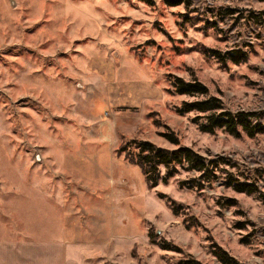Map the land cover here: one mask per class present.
Returning <instances> with one entry per match:
<instances>
[{"label":"rangeland","instance_id":"1","mask_svg":"<svg viewBox=\"0 0 264 264\" xmlns=\"http://www.w3.org/2000/svg\"><path fill=\"white\" fill-rule=\"evenodd\" d=\"M151 2L0 0V264H220L218 247L264 264V132L204 133V114L176 113L213 97L264 129V0ZM171 77L208 94L174 95ZM167 132L222 160L211 182L189 188L197 173L178 166L149 190L117 153L178 148Z\"/></svg>","mask_w":264,"mask_h":264},{"label":"trees","instance_id":"2","mask_svg":"<svg viewBox=\"0 0 264 264\" xmlns=\"http://www.w3.org/2000/svg\"><path fill=\"white\" fill-rule=\"evenodd\" d=\"M146 4H152L151 0H140ZM168 7H177L180 5L189 6V0H164ZM212 57L219 62L225 63L229 60L238 65L245 60V54L236 52L234 54L221 56L215 51H208ZM169 91L177 96L187 97H205L208 89L197 81L187 82L180 77H171L169 80ZM204 114L205 122L199 125V130L204 133L213 134L215 130H224L229 135L239 137L240 132H245L249 137L264 132L259 126L252 124L251 119L254 116L251 113L239 112L232 114L223 111L220 100L217 98H208L203 101L182 102L180 108L176 109L179 115L187 113ZM162 136L171 144L179 146L177 137L172 132L163 133ZM119 155L124 154V159L131 165L137 167L149 190L154 189L161 180L163 183L171 177L178 166H185L187 171L197 173V178L190 179L187 185L189 188L200 187L201 183H209L214 178V173L218 169L222 160H207L190 148L179 146L174 150L159 148L148 141L131 140L125 142L117 151ZM165 169L164 176H161L160 169ZM225 186L232 187L239 193L251 194L257 192V188L252 184L240 183L228 175L223 178ZM174 214L177 209L171 205ZM214 256L220 264H238L225 251L219 247L214 251Z\"/></svg>","mask_w":264,"mask_h":264},{"label":"crops","instance_id":"3","mask_svg":"<svg viewBox=\"0 0 264 264\" xmlns=\"http://www.w3.org/2000/svg\"><path fill=\"white\" fill-rule=\"evenodd\" d=\"M15 261H16V260L13 259L12 262H14V263H12V264H20V263L22 262V261H16V263H15Z\"/></svg>","mask_w":264,"mask_h":264}]
</instances>
